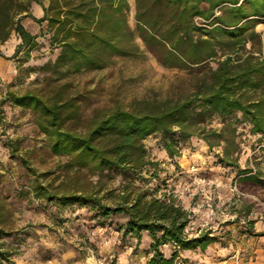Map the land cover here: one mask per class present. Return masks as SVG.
<instances>
[{
	"label": "trees",
	"instance_id": "16d2710c",
	"mask_svg": "<svg viewBox=\"0 0 264 264\" xmlns=\"http://www.w3.org/2000/svg\"><path fill=\"white\" fill-rule=\"evenodd\" d=\"M31 2L40 5L38 0H0V44L14 33L19 43L11 58L23 56L27 62L39 43L22 20L45 23L49 44L59 51L42 69L56 77L22 92L9 85L0 105L31 110L47 135L49 151L68 158V170L110 172L131 183L144 181L143 172L157 166L147 156L144 139L158 135L173 159L182 156L181 144L195 137L210 151L221 147L224 166L237 168L238 190L254 195L255 205L264 203V169L248 164L239 168L236 132V125L244 123L259 143L264 142V34L256 31L264 19V0H135L136 31L128 25L127 0H48L39 18L28 12ZM136 37L164 66L188 71V91L176 99L146 101L138 111L120 107L95 111L85 120L84 131H78L81 97L70 91L68 82L60 81L101 69L114 57L133 55ZM216 120L219 126L213 127ZM8 146L34 176V198L59 207L91 205L104 218L125 214L124 234L139 238L145 232L151 239L146 264H185L188 259L181 252L205 251L216 242L210 232L191 235L187 230L191 213L173 196L158 197L156 188L143 190L132 183L117 197L110 194L113 204L107 205L97 191L78 187L77 177L59 185L44 184L40 180L44 174L17 155L18 143L10 141ZM13 232L12 211L0 194V261L18 253L2 241ZM166 246L168 256L162 250Z\"/></svg>",
	"mask_w": 264,
	"mask_h": 264
},
{
	"label": "rangeland",
	"instance_id": "374dc122",
	"mask_svg": "<svg viewBox=\"0 0 264 264\" xmlns=\"http://www.w3.org/2000/svg\"><path fill=\"white\" fill-rule=\"evenodd\" d=\"M127 2L128 25L136 31L135 0ZM34 6L31 2L28 8L32 15ZM22 24L38 35L39 46L23 62V56L11 58L19 43L14 33L0 44V100L9 85L12 90L22 92L56 77L42 69L55 60L59 51L49 44L46 24L40 26L30 18L23 19ZM256 31L264 34V19ZM135 43L138 48L133 55L114 57L101 69L84 70L60 81L68 82L70 91L81 97L82 122L75 125L78 131H84L85 120L95 111L116 107L138 111L146 101L176 99L188 91L187 70L164 66L140 38L136 37ZM212 126L218 127L219 121ZM236 132L239 168L248 164L264 169V142L259 143L244 123L236 125ZM159 139L158 135L144 139L147 156L157 166L151 167L149 173L143 172L145 180L132 181L133 185L143 190L156 188L158 197L173 196L191 213L187 229L191 235L210 232L209 236L216 238L205 251L191 250L193 254L189 256L188 251L181 252V257L188 259L185 264H206L200 259L211 248L228 249L248 263L264 235V203L255 205L258 200L254 195L238 190L237 168L224 166L220 160L221 147L210 151L203 141L193 137L181 144L180 158L170 159ZM10 141L18 143L17 155L27 159L38 174H44L40 177L44 184L59 185L77 177L78 187L97 191V197L107 205L113 204L110 194L117 197L132 185L129 179L110 172L89 174L82 170L74 174V170L66 168L67 157L49 151L47 135L36 125L31 110L0 105V194L12 211L14 230L13 236L2 241L18 249L9 261L2 260L0 264H146L151 239L145 232L139 238L136 234H124L125 214L104 218L91 205L59 207L34 198L31 189L34 176L17 156L10 154ZM249 207L250 213L245 215ZM162 250L165 255L170 254L168 246Z\"/></svg>",
	"mask_w": 264,
	"mask_h": 264
},
{
	"label": "crops",
	"instance_id": "0c3cea01",
	"mask_svg": "<svg viewBox=\"0 0 264 264\" xmlns=\"http://www.w3.org/2000/svg\"><path fill=\"white\" fill-rule=\"evenodd\" d=\"M40 5L35 4L34 6V16L39 18L42 16V6L46 7L48 0H38ZM260 243L258 248L254 251L250 261L248 263H244L239 254L231 253L228 249L221 248H211L206 252V254H202L204 259H200L206 264H264V235H261ZM189 254H193L191 250H188Z\"/></svg>",
	"mask_w": 264,
	"mask_h": 264
}]
</instances>
